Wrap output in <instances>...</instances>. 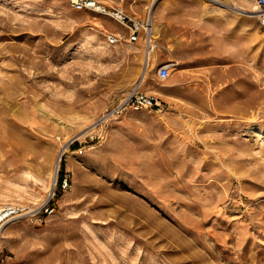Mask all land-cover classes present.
I'll use <instances>...</instances> for the list:
<instances>
[{
	"label": "rangeland",
	"instance_id": "1",
	"mask_svg": "<svg viewBox=\"0 0 264 264\" xmlns=\"http://www.w3.org/2000/svg\"><path fill=\"white\" fill-rule=\"evenodd\" d=\"M99 1L153 24L139 86L147 48L108 17L0 0V207L25 214L0 264H264L253 0ZM136 88L166 106L118 114Z\"/></svg>",
	"mask_w": 264,
	"mask_h": 264
},
{
	"label": "built area",
	"instance_id": "2",
	"mask_svg": "<svg viewBox=\"0 0 264 264\" xmlns=\"http://www.w3.org/2000/svg\"><path fill=\"white\" fill-rule=\"evenodd\" d=\"M259 23V32L264 37V0H253ZM69 7L74 11H89L100 16L108 17L111 21L121 26L123 31L104 33L108 45L134 44L143 41L147 50L151 47V24L149 17L141 18L128 13L123 7L104 4L99 0H69ZM158 77L162 80L169 77V67L162 65L158 70ZM166 106L159 98L138 89H133L123 99L117 109L121 114L126 111L154 109L161 111ZM65 180V179H64ZM63 186V185H62ZM20 216V209L11 204L0 207V236L3 229ZM1 252V251H0Z\"/></svg>",
	"mask_w": 264,
	"mask_h": 264
},
{
	"label": "bare ground",
	"instance_id": "3",
	"mask_svg": "<svg viewBox=\"0 0 264 264\" xmlns=\"http://www.w3.org/2000/svg\"><path fill=\"white\" fill-rule=\"evenodd\" d=\"M250 13H252V14H255V16L254 17H256L257 18V15H256V9H255V7L253 8V10H251V12ZM150 23H151V31H152V26H153V24H152V22H151V20H150ZM258 30V29H257ZM154 31V30H153ZM259 31V30H258ZM152 36V35H151ZM151 50H152V46L150 47L149 46V48H148V50L145 52V57H144V62H143V67H142V70H141V72H140V80H139V82H138V84L136 85V86H139L140 85V82H143L144 81V79H145V75H146V71H147V69H148V66H149V60H150V56H151ZM138 88V87H137ZM136 88V89H137ZM24 214V213H23ZM23 214H20V215H23ZM25 215V214H24Z\"/></svg>",
	"mask_w": 264,
	"mask_h": 264
}]
</instances>
